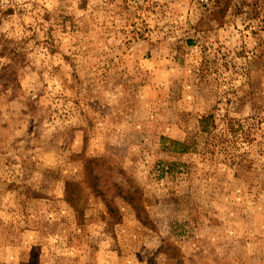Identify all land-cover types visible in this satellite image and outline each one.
Returning <instances> with one entry per match:
<instances>
[{"label":"rangeland","instance_id":"rangeland-1","mask_svg":"<svg viewBox=\"0 0 264 264\" xmlns=\"http://www.w3.org/2000/svg\"><path fill=\"white\" fill-rule=\"evenodd\" d=\"M0 264H264V0H0Z\"/></svg>","mask_w":264,"mask_h":264}]
</instances>
